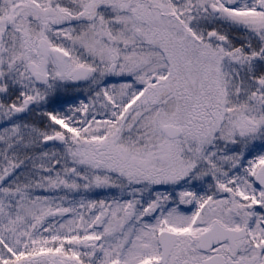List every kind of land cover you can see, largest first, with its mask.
<instances>
[{
    "label": "snow or ice",
    "instance_id": "obj_1",
    "mask_svg": "<svg viewBox=\"0 0 264 264\" xmlns=\"http://www.w3.org/2000/svg\"><path fill=\"white\" fill-rule=\"evenodd\" d=\"M0 264H264V0H0Z\"/></svg>",
    "mask_w": 264,
    "mask_h": 264
}]
</instances>
